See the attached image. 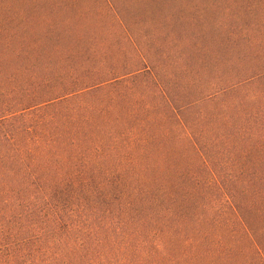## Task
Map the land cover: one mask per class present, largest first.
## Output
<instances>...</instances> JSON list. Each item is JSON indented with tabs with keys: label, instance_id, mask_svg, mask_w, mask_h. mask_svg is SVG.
Returning a JSON list of instances; mask_svg holds the SVG:
<instances>
[{
	"label": "trees",
	"instance_id": "trees-1",
	"mask_svg": "<svg viewBox=\"0 0 264 264\" xmlns=\"http://www.w3.org/2000/svg\"><path fill=\"white\" fill-rule=\"evenodd\" d=\"M0 264H264V0H0Z\"/></svg>",
	"mask_w": 264,
	"mask_h": 264
}]
</instances>
